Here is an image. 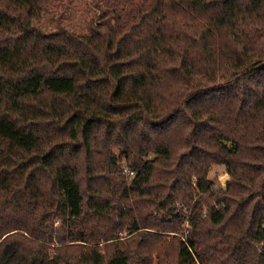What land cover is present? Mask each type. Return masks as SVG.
Returning <instances> with one entry per match:
<instances>
[{
  "label": "trees",
  "instance_id": "obj_1",
  "mask_svg": "<svg viewBox=\"0 0 264 264\" xmlns=\"http://www.w3.org/2000/svg\"><path fill=\"white\" fill-rule=\"evenodd\" d=\"M33 2L0 0V264H264V0L145 34Z\"/></svg>",
  "mask_w": 264,
  "mask_h": 264
},
{
  "label": "rangeland",
  "instance_id": "obj_2",
  "mask_svg": "<svg viewBox=\"0 0 264 264\" xmlns=\"http://www.w3.org/2000/svg\"><path fill=\"white\" fill-rule=\"evenodd\" d=\"M33 16L43 30H50L57 23L79 33L94 25H116L145 34L149 31L150 0H34ZM207 176L217 185H224L229 178L222 164L211 165Z\"/></svg>",
  "mask_w": 264,
  "mask_h": 264
}]
</instances>
